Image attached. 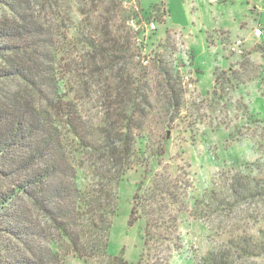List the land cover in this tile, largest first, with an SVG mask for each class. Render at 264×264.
Listing matches in <instances>:
<instances>
[{"label": "rangeland", "instance_id": "374dc122", "mask_svg": "<svg viewBox=\"0 0 264 264\" xmlns=\"http://www.w3.org/2000/svg\"><path fill=\"white\" fill-rule=\"evenodd\" d=\"M6 1L18 5L17 0ZM120 1L118 11L108 12L111 0H27V14L43 26V62L50 75L39 87L17 76L0 80V111L10 110L9 99L16 96L42 112L51 110L58 94L63 103L70 102L83 135L100 148L83 155L85 168L75 173L77 180L67 170L56 182L70 187L77 181L84 191L93 183L91 165L107 177L120 168L101 134L122 138L119 127L127 121L123 108H129L131 92L143 93L144 102L137 101L142 112L137 109L133 115L140 130H135L130 168L115 188L118 204L108 255L123 257L129 264H204L212 251L234 240L246 250L234 249L237 253L226 264H264V189L259 188L264 184V47L259 40L254 45L256 28L264 27V0L216 5L194 0L192 7L191 0ZM14 17L0 2V28ZM229 18L247 20L244 35L252 33L253 51L242 39L215 37L223 45L228 42L219 52L206 42L213 23ZM107 22L113 35L124 39L119 58L108 63L75 45L82 25L83 34L96 35ZM262 30L259 39L264 42ZM257 51L262 53L252 54ZM4 67L0 59V69ZM116 91H125L124 98ZM14 156L27 157L20 149ZM41 168L35 163L19 169L12 181L0 176V191ZM103 183V202H110L114 187ZM213 189L222 207L200 217L195 204ZM14 204L27 211L25 226L32 233L28 242L33 249L53 248L63 264L109 263L107 257L87 262L76 258L49 216L24 194ZM133 209L136 221L131 224ZM4 235L0 232V241ZM13 244L15 253L33 258L27 246L18 240Z\"/></svg>", "mask_w": 264, "mask_h": 264}, {"label": "trees", "instance_id": "16d2710c", "mask_svg": "<svg viewBox=\"0 0 264 264\" xmlns=\"http://www.w3.org/2000/svg\"><path fill=\"white\" fill-rule=\"evenodd\" d=\"M0 2L9 6L15 15L10 23L0 28V59L5 64V67L0 69V80L5 81L17 76L24 82L39 87L50 75L44 69L43 59H46L47 55L44 54L46 40L43 26L41 27L27 14L29 10L27 0H17V6L6 0ZM120 2L111 0L113 8L108 12L120 7ZM110 27L107 22L106 27H101L100 34L93 35L83 34L86 28L82 25L80 33L75 38V45L88 49V52L93 53V59H100L102 62L108 63L111 58H119L118 53L123 48L121 44L124 39L120 36L115 37L113 35L115 31ZM131 93L134 94L128 101L129 108L127 110L123 108L124 112H127L125 116L127 121L120 127L114 124L116 130L118 127L119 130L123 129V137L116 139L109 133L107 136L105 133L101 134V139L103 138L107 148L112 151L114 162L118 163L120 168L107 177L102 169L93 168L91 165L93 183L84 191L76 184L77 181L70 187L60 186L56 182V177L66 174L67 170H71L72 177L77 180L78 176L75 173L85 168V164L82 163L83 155L87 151L95 154L100 148L98 142L90 144V140L83 135L79 118H76L73 115L74 110L70 109L71 103H63L65 102L63 96L58 94L57 98L52 99L51 110L42 112L17 96L10 97V110L7 108L0 111V176L4 179L11 178L12 181L19 169L27 170L35 163L43 168L35 175L15 180L13 188L0 191V232L5 234L6 238L0 241V264H63L53 248H50V252H45L30 246L28 237L32 233L25 226L29 219L27 211L14 204L15 198L21 193L43 210L47 217L49 216L50 221L69 244L71 252L79 260L87 262L107 257L108 264H129L123 257L109 256L108 249L112 220L117 213L118 194L115 188H119L130 168L129 158L133 155L137 142L135 130H140L133 117L137 114V109V112H142L137 107V101L143 103L145 98L143 93L137 94L134 91ZM117 94L124 98L125 91ZM108 121L109 117L106 115L104 123ZM67 148H72L70 149L72 157L68 156L70 152H67ZM17 149L27 157L15 158L14 153H17ZM104 180L114 187L109 193L111 200L106 203L103 202L100 189L104 187ZM259 188L264 189V184ZM233 191L235 192L234 186ZM217 193L213 189L211 195L204 194L202 200H197L195 209L200 217H204V211L210 208L222 207ZM135 213L136 210L133 209L131 224L136 221ZM14 240H18L20 245L27 246L33 258L25 257L22 252L15 253ZM227 246L219 251H212L205 258L204 264H226L227 258L237 253L234 249L243 252L246 250L234 240H230Z\"/></svg>", "mask_w": 264, "mask_h": 264}, {"label": "crops", "instance_id": "0c3cea01", "mask_svg": "<svg viewBox=\"0 0 264 264\" xmlns=\"http://www.w3.org/2000/svg\"><path fill=\"white\" fill-rule=\"evenodd\" d=\"M191 1H192L191 2L192 3L191 7L195 6L194 0H191ZM195 1H197V0H195ZM223 2H227V0H223ZM219 3H221V2H219ZM210 4H212V3H210ZM224 8L225 7H223L221 9L219 7L218 9L223 11ZM170 12L173 14V11H172L171 8H170ZM222 18H224V15H223ZM244 26L246 27V29H247V27H249L247 20H242V21L239 22L237 20V18H233V20H232V18H229V21H222V19H220L219 22L217 21L216 23H213L212 32L207 35L206 42L209 45H212V46H214L216 48L218 47V49H217L218 51L217 52H219L220 49H222L224 47V45L226 46L228 44V42H230V41L234 42L237 39L238 40L239 39L244 40V44H245L244 46H245V48L248 51H253V47L258 42V40L260 42L259 44L262 47H264L263 39L260 40L259 37H256L254 45L251 43V40L249 39V36H252V33H250L248 35H244L245 34ZM256 27L253 28V31H254V29ZM261 28L264 29V27H262V26H261ZM212 33L217 34V36H214ZM215 37H220V38L224 37V38H227V40H229V41L227 43L225 42V44L223 45V41H220V39L217 40V38H215ZM206 46L207 45H205V47ZM259 48L261 49V47H259ZM256 53H262V52L261 51H257V52H253L252 54L255 55Z\"/></svg>", "mask_w": 264, "mask_h": 264}, {"label": "built area", "instance_id": "2783aa9c", "mask_svg": "<svg viewBox=\"0 0 264 264\" xmlns=\"http://www.w3.org/2000/svg\"><path fill=\"white\" fill-rule=\"evenodd\" d=\"M223 0H210V3H212V4H217V3H219V2H222ZM125 4H127V1H125L124 2ZM131 26L133 27V28H136V25H135V23L132 21V23H131ZM153 28H154V26H153ZM255 33H256V35L257 36H261L262 34H263V30L261 29V28H256V30H255Z\"/></svg>", "mask_w": 264, "mask_h": 264}]
</instances>
